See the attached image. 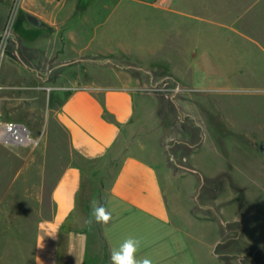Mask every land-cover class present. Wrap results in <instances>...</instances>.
Masks as SVG:
<instances>
[{
	"label": "rangeland",
	"instance_id": "rangeland-1",
	"mask_svg": "<svg viewBox=\"0 0 264 264\" xmlns=\"http://www.w3.org/2000/svg\"><path fill=\"white\" fill-rule=\"evenodd\" d=\"M232 16V26L196 22L176 0H68L60 11L50 0H0V122L20 123L39 141L0 143V264L32 259L40 207L50 209L48 189L41 205L33 185L44 158L56 159L42 154L49 109L60 100L53 87L70 80L137 90L138 141L157 155L138 153L155 162L173 222L177 212L201 215L204 264H264L261 13ZM57 38L79 59L43 60ZM35 47L41 59L33 60ZM93 244L87 261L103 264L106 250L99 239Z\"/></svg>",
	"mask_w": 264,
	"mask_h": 264
},
{
	"label": "crops",
	"instance_id": "crops-1",
	"mask_svg": "<svg viewBox=\"0 0 264 264\" xmlns=\"http://www.w3.org/2000/svg\"><path fill=\"white\" fill-rule=\"evenodd\" d=\"M66 1L50 0L51 9L60 11ZM176 1L183 16L196 22H216L214 25L219 26H232L236 21L232 13H261V53L264 54V0ZM222 21L232 23H218ZM51 24L68 27L64 21ZM64 36H69L67 30ZM53 43L43 60H60L61 65L65 60L79 59L60 47L61 38ZM34 50L33 60L41 59L38 47ZM72 50L80 54L82 48ZM31 67L35 68L36 63ZM70 83L71 80L53 87L60 100L49 109L50 123L46 121V125L50 130L43 136L42 154L46 157L56 153V159L47 163L44 158L39 179L33 185L37 188L34 201L41 205L43 190L48 189L50 209L43 211L40 207L32 233V259L18 260L15 264H86L89 245H94L89 242L93 231L95 240L99 239L106 250L103 264H110V250L129 236L141 241L138 259L147 257L153 264H179L180 253L190 250L194 255L187 264H204L201 215L177 212V222H173L155 162L138 153L142 151L152 158L157 155L138 141V132L144 127L136 108L137 90L125 85ZM50 145L56 149L49 151ZM48 172L54 173V177L50 174L47 179ZM93 200L111 212L108 224L87 223ZM41 224L45 229L57 228L56 237L45 235L39 227ZM42 237L43 247H38ZM178 237L188 245L184 242L179 245Z\"/></svg>",
	"mask_w": 264,
	"mask_h": 264
},
{
	"label": "clouds",
	"instance_id": "clouds-1",
	"mask_svg": "<svg viewBox=\"0 0 264 264\" xmlns=\"http://www.w3.org/2000/svg\"><path fill=\"white\" fill-rule=\"evenodd\" d=\"M90 206L92 210L90 213L91 219L87 221L89 225L92 223L106 225L111 221L112 214L103 204L93 200ZM39 227L41 231L45 232V235L52 238L56 237L57 228L49 227L45 229L43 224ZM43 239L44 237L41 238L38 247H43ZM140 244L141 241L139 239L131 236L127 237L118 247L110 250V264H153L152 260L147 257L137 258L136 254L140 248Z\"/></svg>",
	"mask_w": 264,
	"mask_h": 264
},
{
	"label": "built area",
	"instance_id": "built-area-1",
	"mask_svg": "<svg viewBox=\"0 0 264 264\" xmlns=\"http://www.w3.org/2000/svg\"><path fill=\"white\" fill-rule=\"evenodd\" d=\"M30 136L28 129L20 124L11 121L0 122V143L4 145L28 146L38 144Z\"/></svg>",
	"mask_w": 264,
	"mask_h": 264
},
{
	"label": "water",
	"instance_id": "water-1",
	"mask_svg": "<svg viewBox=\"0 0 264 264\" xmlns=\"http://www.w3.org/2000/svg\"><path fill=\"white\" fill-rule=\"evenodd\" d=\"M27 19H28V21H29L31 24H33V25H35V26L39 24L38 20H37L34 16L29 15V16L27 17ZM258 150H259V152H260L262 155H264V143H261V144L259 145Z\"/></svg>",
	"mask_w": 264,
	"mask_h": 264
},
{
	"label": "trees",
	"instance_id": "trees-1",
	"mask_svg": "<svg viewBox=\"0 0 264 264\" xmlns=\"http://www.w3.org/2000/svg\"><path fill=\"white\" fill-rule=\"evenodd\" d=\"M93 242H95V238H94ZM86 264H92V262L91 261L90 262L87 261Z\"/></svg>",
	"mask_w": 264,
	"mask_h": 264
}]
</instances>
